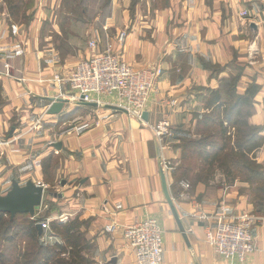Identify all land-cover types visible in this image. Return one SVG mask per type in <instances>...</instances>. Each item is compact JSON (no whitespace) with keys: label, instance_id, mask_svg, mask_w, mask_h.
<instances>
[{"label":"crops","instance_id":"0c3cea01","mask_svg":"<svg viewBox=\"0 0 264 264\" xmlns=\"http://www.w3.org/2000/svg\"><path fill=\"white\" fill-rule=\"evenodd\" d=\"M162 1L157 6L156 0L147 1L141 11L136 7L131 15L128 7L132 11L133 3L122 5L120 0H112V8L105 15L98 14L102 26L107 27L103 40L102 26L93 28L89 24L86 34L85 29L76 26L85 22L81 17L71 21L75 30L65 31L67 45H54L49 37L45 45H40L39 20L32 21L26 34L23 25H16L18 33L13 34L9 20L0 14V98L4 100L0 107V137L15 111L22 115V122L11 128L16 133L21 130L34 134L33 121H29L30 126L24 125L27 113L47 110L52 98L57 97L69 100L60 116L76 107L78 114H72L74 118L51 145L62 143L60 149H55L63 155L66 219L79 216L90 221L85 236L94 244L90 255L94 264H136L123 232L128 224L145 217L156 218L161 225V264H228L205 240L221 211H227L231 219L236 214H250L246 225L255 238L256 250L242 264H264V200L253 213L252 204L238 193L236 185L210 189L202 182L189 183L184 192L180 186L184 179L176 180L172 175L183 157L175 139L176 130L190 125L194 114L206 110L210 90L220 88L236 66L241 68L238 93H243L252 81L260 85L248 121L262 128L264 139V0ZM244 9L249 12L247 17L240 16ZM62 21L52 19L50 31L61 35L69 20ZM122 30L126 31V39L121 47L117 39ZM83 34L96 39L97 47L90 49L68 39L69 35L82 38ZM105 42L107 48L101 45ZM107 49L135 68L162 69L145 106L147 120L140 121L118 107L115 96L102 95L99 101L93 96L92 101L81 102L73 98L67 83L55 82L56 74L67 78L80 60ZM203 61L219 64L222 69L212 75ZM5 63H9L7 69ZM160 120L169 122L171 138L159 141L154 137L152 126ZM84 122L88 128H74ZM6 156L10 163H18L17 151L9 150ZM164 160L172 163L171 171L162 169ZM256 161L264 167V140L256 151ZM163 181L186 236L166 200ZM200 215L207 219H200ZM110 224L113 230L106 231Z\"/></svg>","mask_w":264,"mask_h":264},{"label":"rangeland","instance_id":"374dc122","mask_svg":"<svg viewBox=\"0 0 264 264\" xmlns=\"http://www.w3.org/2000/svg\"><path fill=\"white\" fill-rule=\"evenodd\" d=\"M120 1L122 5H127L128 2L129 5L133 3L134 8L132 9V11L131 7H128L130 10L129 13L131 15H133V13L135 12L136 7L139 12L142 10L144 5H147V1H150L151 3V0ZM159 2H161V5L163 4L162 0H156V2L154 3L155 6H157ZM111 5L112 0H0V14H4V16H6L9 20L8 22L13 34L18 33L16 25H23V32H25L26 34V29L32 24V21L39 20L41 22L40 31L42 32L40 45H45V38L47 37H49V40H51L54 45H67V41L65 40V31L70 30L72 32V30H75L74 27H72L74 23H71V21H74L73 19L76 20L80 19L81 17L84 19L85 22L77 24L76 26H81V28L85 29L83 30V33L86 34V32H88L90 29L89 24H91L93 28H101L102 16H98V14L105 15L109 8H112L110 7ZM96 15L98 17L97 19L94 18V16ZM52 19H55L59 22L64 19L69 20V22L64 25L65 28L63 26V32L61 33V35L59 33L50 31ZM102 30L104 32L105 30H107V27L102 26L101 28V40H103L104 36L106 37V32H104V35H102ZM121 32H125L126 34L125 30H122ZM84 34L82 38H72V36L69 35L68 39L73 43L82 44L83 46L87 45L90 49L92 43H94V47H97V40L91 39L89 37H84ZM22 35H24V33ZM125 39L126 36L122 41H120L121 44H119L121 45V47L124 45ZM102 44L107 45V42L101 43V45ZM107 47L108 45L105 48ZM4 67L7 69L9 67V63H5ZM218 69L221 70L222 67H219ZM218 69L217 71H220ZM239 70V66H236V68L231 70L232 73H230L229 76L235 74ZM73 94L74 93H72V95ZM3 103L4 100L0 98V107L3 105ZM47 110L42 109L41 112L39 111V113L37 112L34 114L27 113L29 115L24 125L27 126L29 124V121H33V123L31 124V130H34V134L31 132V134H27L29 132H26L24 134L21 133V130L17 131L16 133V129L14 128V136L12 134V136L7 139V135H9L10 133L11 126L17 127L21 125L22 115H19L18 112L15 111V113L9 118L8 128L3 130V133L0 137V193L5 194L10 189L12 179L17 180L21 185H24L28 180H32L36 183L42 182L45 187V192L41 207L37 210L36 214L33 217H31L28 213L19 215L16 221V225L19 226L21 224H25V221L30 219L37 220L36 225L39 223L42 227V231L39 232L40 242L46 247H52L55 243H62V240L60 236H57L53 233L50 226L51 223L57 221L68 222L76 220L75 225L77 226V230L88 241V245L81 251V255L85 256V258L93 262L90 255L93 252L94 244L85 236V232L90 221L85 218H80L79 216H75L73 218L69 217V219H66L67 216L63 210V208L65 207L63 191L64 187L66 186V182L64 185H61L62 179H66L65 177L61 176L63 155L51 145V142H53V140H55L59 136V134H61V132L66 128V123L74 118L71 117L72 114L75 112L77 113L78 110H76V107H73L67 112L62 113V116H60V113H58V115H47ZM80 113L84 112L80 111ZM194 121L196 122V120ZM194 121L191 126H186L187 128L185 127L192 133L189 138L203 139V137L206 136L208 132L205 131L199 135L194 134ZM204 148L206 147H202V149ZM208 148L209 147H207L206 150H208ZM9 150L17 151L19 157L18 163H10L11 161H9L6 156V153ZM256 151L250 154L252 159L249 157H244L243 159H241L242 163H246L250 166L249 169L251 171H246L242 168H239L238 170H234L231 174L227 175L216 164H214L212 168H209L208 165L202 166L200 156L197 154H192L185 161L186 166L188 167L187 172L186 170L177 171V176H180L181 179H184L190 184L202 182L207 186H210V189L223 188L225 186L233 187L234 185H236L238 186V193L247 196L248 202L252 204L253 213H256L261 208L264 200V176L261 175L256 177L254 175L256 167L254 165L253 159L256 160ZM230 154L233 157H236L235 154L231 152ZM48 156H51V158L46 160ZM182 164L183 163L181 161L176 165V167ZM236 181L241 182V184H239V182L236 183ZM59 193L61 194V197L54 195ZM226 212L225 214L229 215L228 212ZM249 216L250 214H236V218H233V220L246 224V220ZM123 236L125 237L124 232ZM17 243L21 246H31L33 244L31 240L24 237H22ZM0 249L3 252L5 251V254L7 252L14 258L18 253L13 245L1 240ZM54 252H57L56 249L54 250ZM61 256H64L67 260L70 259L67 252L62 253ZM21 262L23 261L21 260L19 264H21ZM49 264H52V261L49 262ZM92 264H94V262Z\"/></svg>","mask_w":264,"mask_h":264},{"label":"trees","instance_id":"16d2710c","mask_svg":"<svg viewBox=\"0 0 264 264\" xmlns=\"http://www.w3.org/2000/svg\"><path fill=\"white\" fill-rule=\"evenodd\" d=\"M202 64L212 75L216 74L219 64H211L203 61ZM235 74L222 80L218 89H211L205 102L206 111L194 114L190 122L191 126L196 120L194 134H208L203 139L189 138L192 134L185 127L176 130L175 139L177 146L182 150V165L177 166L172 172L178 180L177 171L188 170L185 161L192 154L200 156L201 164L212 168L214 164L220 167L227 175L234 170L242 168L251 171L250 166L242 163L244 157H251V153L258 150L263 144L262 128L249 123L248 119L253 112L254 97L260 89L255 81L248 84L243 93H238L237 83L241 76V68ZM220 70V69H218ZM187 137V138H185ZM202 147H206L202 149ZM208 148V150H206ZM235 154L233 157L231 154ZM48 156L46 160L50 159ZM45 161V160H44ZM256 167L254 175L264 176V167L253 159ZM247 175V174H244ZM253 175V174H249ZM250 177V176H249ZM17 213L13 218L9 213L0 212V240L10 243L17 250L14 258L0 249V264H92L91 260L81 255V251L87 247L88 241L77 230L76 220L57 221L51 223L54 234L60 236L62 243H55L52 247H46L40 242V234L35 219L26 220L25 224L16 225ZM32 217V216H31ZM32 241L31 246H21L17 242L22 238ZM19 249H18V248ZM56 249L57 252H54ZM67 252L70 259L67 260L62 253Z\"/></svg>","mask_w":264,"mask_h":264},{"label":"built area","instance_id":"2783aa9c","mask_svg":"<svg viewBox=\"0 0 264 264\" xmlns=\"http://www.w3.org/2000/svg\"><path fill=\"white\" fill-rule=\"evenodd\" d=\"M248 10L240 12L246 17ZM126 36L125 32L118 34V42ZM91 44V48L94 47ZM161 74L160 68H135L120 54L107 49L100 53L80 60L70 71L67 78L54 76L58 85L67 83L69 90L74 93L73 98L81 102H90L93 96L112 95L118 98V107L126 109L135 118L143 121L142 112L148 103L150 94ZM63 93L60 92V95ZM174 103V101H170ZM84 122L75 126L76 130L88 128ZM152 132L157 140L173 136L167 120H160L152 126ZM6 144V143H5ZM163 170H172L170 160H164ZM184 192L189 183L180 181ZM184 192L180 196H184ZM200 219H207L200 215ZM114 225L105 227L106 231L113 230ZM125 239L132 249L136 264H161L163 260V231L156 218L145 217L132 222L124 228ZM207 244L216 254L226 259L228 264H242L246 258L256 250L255 238L249 227L241 222L229 218L224 211L215 217L214 227L210 228L205 238Z\"/></svg>","mask_w":264,"mask_h":264},{"label":"water","instance_id":"95a60500","mask_svg":"<svg viewBox=\"0 0 264 264\" xmlns=\"http://www.w3.org/2000/svg\"><path fill=\"white\" fill-rule=\"evenodd\" d=\"M52 103L50 104L47 113L48 114H58L61 112L62 107L65 102H68V99L64 98H52ZM93 104V103H90ZM95 105V104H93ZM142 118L144 120L148 119V113L146 111L142 112ZM13 127L10 130L9 135H12ZM62 143L56 142L53 143L54 148L60 149ZM164 182V193L166 200L170 206L172 214L174 215L175 220L177 221L179 228L183 231L184 229L180 222V218L178 216L176 207L167 192L166 183ZM65 184V180L61 181V185ZM45 187L42 182H34L32 180H28L24 185H21L17 180L12 179L10 189L5 193H0V212L9 213L10 217L13 218L17 213H28L30 216H34L37 210L41 207L43 197H44ZM51 194V193H50ZM58 197H61V194H54ZM37 228L39 232L42 231L41 225L38 223Z\"/></svg>","mask_w":264,"mask_h":264}]
</instances>
